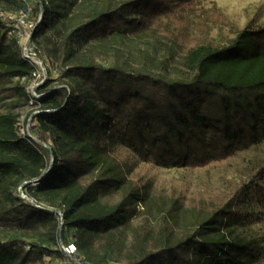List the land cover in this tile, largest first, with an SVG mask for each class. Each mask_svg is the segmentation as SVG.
Segmentation results:
<instances>
[{
	"label": "trees",
	"instance_id": "trees-1",
	"mask_svg": "<svg viewBox=\"0 0 264 264\" xmlns=\"http://www.w3.org/2000/svg\"><path fill=\"white\" fill-rule=\"evenodd\" d=\"M29 4L40 14L30 42L58 78L45 67L36 95L27 91L38 66L0 18V100L37 108L36 139L19 135L17 113L0 112V264H66L73 256L59 245L69 243L87 264H261L264 234L251 226L262 218L264 162L196 199L152 194L138 172L193 170L264 143V23L189 43L196 0ZM22 6L0 0L4 11ZM141 38L163 41L165 56L136 62L130 42ZM172 49L182 70L168 69ZM109 51L122 59L104 65L97 56Z\"/></svg>",
	"mask_w": 264,
	"mask_h": 264
},
{
	"label": "rangeland",
	"instance_id": "rangeland-1",
	"mask_svg": "<svg viewBox=\"0 0 264 264\" xmlns=\"http://www.w3.org/2000/svg\"><path fill=\"white\" fill-rule=\"evenodd\" d=\"M195 6L196 8L193 7L194 9L188 13L189 29L186 40L189 43L194 39L199 42L212 41L214 43L221 40L228 41L245 26L264 23V0H196ZM130 43L135 49L132 59L138 63L145 62L143 55L145 51L149 55H153L154 59L160 60L168 50V46L163 41L156 39L141 38ZM155 48L156 53L153 50ZM138 49L141 52H138ZM182 56L181 51L171 50V56L167 60L170 71L171 69H183L182 64H180ZM122 57L118 51H109L108 54L103 53L97 56L100 62L108 66L115 58L121 60ZM43 65L49 70L52 79L58 78V68L55 62H48ZM149 65L151 66V64ZM36 109V104L32 100L26 102L8 96H4L0 100V112L11 110L19 115V122L17 123L19 133L26 132L27 127L32 130V115ZM255 161L264 162V143L248 150L239 151L226 160L210 163L193 170L175 166L158 167L152 164H142L138 175L141 176L142 181H149L152 194L158 193L165 196L171 192L174 195L186 192L191 199H196L204 190L216 189L222 192L227 189L229 184L237 183L240 176L244 177L250 165L254 164ZM20 190L22 191L21 187L19 193ZM144 209L145 207L139 206V210L143 211ZM257 210L262 213V218L259 222L252 224L251 227L258 233L264 234V208L257 207ZM137 221L139 219L134 220V222ZM43 264L65 263L56 257H46ZM261 264H264V260Z\"/></svg>",
	"mask_w": 264,
	"mask_h": 264
},
{
	"label": "built area",
	"instance_id": "built-area-1",
	"mask_svg": "<svg viewBox=\"0 0 264 264\" xmlns=\"http://www.w3.org/2000/svg\"><path fill=\"white\" fill-rule=\"evenodd\" d=\"M21 2L23 6L19 11L15 13L0 9V18L11 22V31L14 33V35L19 41V44L21 45L23 59L38 66V69L34 73V77L30 80L29 85L27 87L28 92H30L32 95H36L35 88L38 84L42 83L47 76L46 68L44 67L42 61L38 58L35 48L30 42L32 31L35 25L40 20V14L37 17H31L29 13L30 0H21ZM35 128L36 124L33 121V124L31 126L32 130L27 127L26 132L22 131L21 133H19L18 131V133L21 136H27L32 139H36L37 135L34 132ZM20 194L21 196L25 197V195H23V191L21 190ZM59 246L65 255H67L68 257L73 256L72 261L68 262V264H87L75 257L76 249L72 243H69L67 245L60 244Z\"/></svg>",
	"mask_w": 264,
	"mask_h": 264
}]
</instances>
